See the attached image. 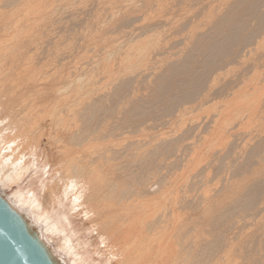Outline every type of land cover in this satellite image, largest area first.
Segmentation results:
<instances>
[{
  "label": "bare ground",
  "instance_id": "6f19581e",
  "mask_svg": "<svg viewBox=\"0 0 264 264\" xmlns=\"http://www.w3.org/2000/svg\"><path fill=\"white\" fill-rule=\"evenodd\" d=\"M86 1L88 0H85V3H87ZM105 1L106 0H104V2ZM189 1H192L196 6L199 5L195 3L196 0ZM24 2L29 3L28 0ZM160 2H158V0H107L105 2L106 4L104 3V5L100 0V6L103 5L102 8H105V11L107 12L105 13L106 16L104 15V19L108 21L102 22L104 19L102 20L100 18L102 21H100L99 24H96L94 22V19L96 18H93L91 15L92 13H90L91 17L93 18H90L93 20L90 21L93 24L91 25L90 23L89 25H91L93 28H97L98 26V28L102 30L100 31L102 33H97L96 36L93 33L94 36L91 38L90 34L93 32V30L89 32L90 34L88 36V33L85 32L87 38L89 39L87 40V44L85 42L83 43V40H80L81 43L86 46V48H82L85 50V57H82V55L84 56V52L79 53L81 54V56H79L78 49L76 52L81 58L78 59L77 56L72 53L73 56H76L78 61L86 58V64H81V66V61L78 63L75 57H73L74 61L76 60L75 63H78L77 66L71 63L70 65H74L73 67L69 68L68 66V69H64L63 72H61L62 69L61 71L57 70L58 72H61L59 74L60 77L58 81H54L55 79L50 81L51 77L49 75L51 74L49 71L51 70L46 71L48 67H51L48 62L51 60V57H49L48 60L47 53L44 61H46L47 66H49L44 67L46 70L43 69L41 74H39L40 71L38 72L37 68H39L40 64L41 68L42 64L45 63L42 60L43 58L39 60L41 63L38 64V62H36L38 64V67L36 68L34 66L36 63H32L36 60L33 61L31 59L33 56L29 55V52L28 54L24 53V50L22 54L31 56L30 60H32L31 63L33 64H31V66L34 67L31 69L28 59L29 56L27 61L30 68L26 67V65L25 67L23 65V67H20L21 65L19 66V64L22 62V60L19 61L21 56L20 58L18 57L22 52L19 49H23L26 43L29 44L31 39L35 40L36 42L41 41V38H38V40L31 38L30 32L33 30V28H38L35 26L32 27L35 24V21H37V26H41V24L37 23H41L42 20L39 22L38 20H32L31 22L34 21V23L31 24L29 21L32 19H30V17L33 15H30V17L28 19L26 18L24 21L11 19L7 22H0V200H2L9 211L22 222L27 231L36 238L38 245L44 251L45 255L55 264H264V173L261 174L260 172L261 170L264 172V149L262 150L259 148V150L262 151L260 154V151L258 150V155L256 154V150H252L250 153L248 152L249 154L245 153L244 156L241 154L242 156L239 158L236 157L237 160H247L249 161V164L251 161L254 162V165H257V167L253 165L254 168H252L248 174L245 171V174H247L245 176L248 177L249 180L242 175L236 177L238 172V174L242 173H240L239 169L241 170V168H243L242 165L245 166L244 163L246 161L241 165L240 168V164L236 163L239 165L237 166L235 161H233V159H235V153L237 154L236 156H239L237 150L242 143H245L244 140H248L247 137L249 138L251 136V141H253V138H256L260 143L262 140L261 138H264V136L262 137L260 135V131H257L259 132L258 135H252L251 129H246L247 133H241L240 131L237 132V134L241 133L240 138L243 140L238 138L240 135L236 137L237 134H234L232 136L235 138L232 139L235 140L231 141V131L229 130L228 133L226 131H228V125L233 122L232 119L234 120L235 117L231 119V122L229 120L227 124H225V121H228L227 118L230 116L229 113H233L234 111L237 112L238 109H241L240 106V108L238 107L237 110H234L235 106L233 107V105H231L233 108L229 109V112L227 113L229 115L228 117L226 113L223 112L222 116L225 118L226 115L227 117L225 118L226 120L221 117L224 119V122H221V113L218 114L220 112L218 111L217 114L219 118L216 116L218 120L217 118H215V120L212 117L209 118V121L210 119L211 121L212 119L214 120L212 121V124H207L204 126V124H206L204 121L205 123L201 125H199L200 123L196 125L189 124V127L187 125L188 123L185 124V126L182 125L184 126L183 130L187 128L186 131L188 132L185 133V131L182 130L183 132H181L184 134L183 136H180L181 138L183 137L181 139L182 143H188V140L190 142L191 139H195V137L198 139L200 136L201 138L199 139H205L206 143L204 140V143H202V145L200 143V146L192 144L194 143L192 142L194 139L191 141L192 143H188V146L187 144L185 145L187 147L191 145L192 147L190 148L192 151L196 150V147L197 149L203 148L204 150H202V153L204 152L203 154L204 156L206 155V157H209L207 154L211 153V149H213V155H211L212 153L210 155L212 158L214 157V160H209L211 158L209 157L208 161H205V164L206 162L209 164V162L213 160V164L217 162V169L219 168L218 165L222 167L223 158L225 157L224 153L227 150V155H234H232L233 159H228V161L229 163L232 161L234 162L231 163V166L234 167V165H236L233 169L236 168L235 170L238 172L235 173L236 171L233 169L232 171L234 172L230 171L236 175L234 174L235 176L232 177L231 173L228 172V175L230 174V178L232 179H227L226 171V176H221L222 178L226 179H222L223 184H220L218 175L217 177L215 176V181L218 180L219 184L222 186L221 188V186L218 185L221 190L220 188L218 190L214 188V178L213 180L210 178L212 184L209 183V185L213 186L212 189H215L214 191L217 190V193H225V202L222 200V202H224L223 205L226 204L224 210L214 207V202L216 201L215 198H217L216 192L215 194L214 192H211L215 197H211L212 195H207V191L209 192L211 187L209 189L207 188L208 190L206 191V196L202 197V201L200 200L201 198L199 199L201 202L198 201L203 206V212L204 209L205 213L207 212L206 214L204 213L205 215L200 212L203 217L208 215L205 217V219L208 217L206 221L210 220L214 213L216 216V214H221L220 210L222 213L224 212L223 216L222 214L219 216L221 219L216 216V221L218 223L216 221L213 222L216 217L211 219L212 223H217L218 226L221 224L223 225L227 220L231 222V218L234 219L237 215H239L238 218L236 217L237 220L235 219V221H232L234 222L232 223L234 226L233 233L228 235V231L224 230L227 233L226 235H228L226 236L224 231L222 233L219 230L222 227L223 229L227 230V228H224V226L226 227V223H228V225H230V223L225 222V225L220 228L217 226L216 231L214 230L215 233L218 230L219 231L216 233L217 235L214 233L216 235L214 236L216 240H213V242H211L212 240L209 241L208 238H203L204 241L201 238L202 241H200L198 244L196 242L195 244H171V240L173 238H177H172L171 234L176 232L177 235L174 236L179 235V240V237L181 236L178 232H182L186 236V234H189L191 231H197L195 228L197 224L195 223L194 225L191 223L193 221L191 215H189L190 217L188 218L186 214L183 216V213L181 214L175 210H172V212L168 211L169 213L164 211L166 207L161 202L163 205L162 206L159 201V199H163L164 196L168 195L169 193L171 194L170 197L173 196L171 192H175L176 189L175 191H172L171 189L174 190L175 186L179 191V183L183 181L184 177H180L176 182L171 181L169 184H167V182H165L167 178L164 177L165 180H161V175L158 177V175L155 173L157 171H154L157 168L160 173L161 169H163H160V167L163 165L161 162L163 161L164 155L167 153L173 154V152H178L179 155V153L182 152L181 147H183L182 145L176 144V142V145L170 142V139H168L169 143L165 141L167 140L166 138H164L165 140L161 139L160 136H164V132L159 134L160 128L174 124L171 128H169L170 130L174 128L178 122L180 123L184 117L186 118L183 121L184 123L187 120V122L192 120V117L187 119L186 116H190L191 113L198 109L199 111L204 110L200 107L206 105L207 101L208 103L210 102V95L211 100H213L212 94L210 93H212L213 89L216 88V83L218 84L219 81L221 83V80L219 79L222 73H226V70L230 67H233V71L235 68H237V71L240 70V63L243 59V65L245 63H248L247 65L251 64L246 62L247 60L245 61V57H247L252 52V50H254L255 46V50L258 48V45H260L261 41L259 43L257 40L261 38L264 40V0H203L204 5H202V2L200 1V5L203 7L199 10L202 11L203 8L204 10L200 15L196 16L195 14H198L197 12L200 11L197 8L194 9L195 6H193L194 8L191 7L192 3H188L187 5V7H191L193 10H196V12L194 11L195 14L193 13L194 15L192 14L191 16L189 13L186 14V12H189V10L191 12V9L187 8L189 10H185L186 5L183 6L186 4V0H173L171 5L169 1H167V10L164 8L162 15L158 13L159 16L156 15V17L158 16L157 20L154 16L153 23L150 21L151 24L146 22L147 25H141V21H147L146 17L153 10L155 11L159 8L161 9L160 12H162L163 4ZM170 2L172 1L170 0ZM1 3L3 4L2 1ZM18 3L19 0H6V6L4 7L9 10V8H13ZM22 3L19 4L21 5L20 7H23L26 4L24 3L22 6ZM163 3H165V0ZM160 4H162V6ZM26 5L28 6V4ZM200 5L198 8H201ZM35 6L36 5L33 7ZM73 6L71 5V7H69L73 9ZM94 6L95 4L92 6L93 9L91 7L85 8L86 5L84 8L92 9V12L94 10L95 13H101L102 10L98 9L99 7H96L97 5L95 7ZM1 7L2 5L0 6V9ZM20 7L17 8L20 9ZM65 7L67 10L66 12L64 10L63 11L67 13L68 7L66 5ZM35 8L32 12L37 10V6ZM39 8L40 7H38V10ZM81 8L83 9L82 6ZM2 9L5 10V8ZM212 9L214 10L213 12ZM13 10H15V8ZM20 10L24 12L22 8ZM30 10H32V8ZM40 10L43 9L40 8ZM98 10H100V12ZM78 11H80V9H78ZM19 12L20 11L15 13ZM38 12L39 11H36L35 13L38 14ZM98 13L97 16L99 17ZM184 13L186 15H184ZM80 15L83 16L84 20V17L89 14L87 12V15ZM80 15L77 14V16ZM153 15H155V13ZM209 15L212 19H208L210 18ZM102 16L103 14L101 13L100 17ZM152 17L153 16H151V18ZM87 18H85V20H87ZM214 18L216 19L214 20ZM6 19H8V17L5 18V20ZM80 19L82 20V18ZM201 19L206 21L203 22L202 20L201 24ZM45 21L47 22V20ZM109 21L113 23L110 22L112 26L110 24L111 27L108 26V28L106 26L109 25ZM101 22L102 24H106L105 22L108 24L105 25L104 28V25L100 26L102 25ZM138 22H140L139 24L141 26L138 25ZM82 23L83 22H81V24ZM134 24H136L135 26L139 27H135ZM44 25L42 26L44 27ZM46 25H48V22ZM73 25L75 26L74 22ZM86 25L83 27L85 28ZM131 25L135 29H133V27L131 28ZM42 26L41 29H47V27L42 28ZM74 26L73 28L71 27V29H74ZM126 26L128 30L125 31L126 28L124 29V27ZM80 28H82V26ZM129 28L131 31H129ZM87 29L85 30H90ZM23 32L25 34H23ZM36 32L38 34V31ZM42 32L46 35V30H41V33ZM21 33L24 35L23 37L19 36ZM29 36L30 40L27 39ZM33 36L34 34L32 37ZM46 36L48 38L50 37L48 34ZM85 39L86 38H84V41ZM254 39H257V43H254ZM47 41H49V39H47ZM251 41L253 42L250 43ZM33 43L34 42L31 43L32 46L34 45ZM43 44H41V46H46ZM47 44L49 43L47 42ZM51 44L49 45L50 47ZM58 45L60 44L57 43V46ZM79 45L81 44L79 43ZM17 49L18 51H16ZM47 49H49V47ZM82 49H80V51H83ZM15 51V54H18L17 52L20 51L17 56L19 59L15 58ZM49 52L50 50L48 53ZM36 53H38V51H36ZM39 53L38 55L41 56ZM89 53H91L92 56ZM41 54V57L46 55L42 52ZM87 55L91 56V58H89L90 61L88 60ZM250 55L254 56V54ZM261 55L262 54H260L258 59H256L255 56V62L257 63H252V65L256 64L254 65L255 67H253V70H255L253 74H256L257 70H261V72L262 69L264 70V58L263 60L259 59ZM253 56L249 59H254ZM71 57L68 58L69 62ZM57 58L58 60L60 59L59 54ZM161 58L164 59L162 60ZM74 61L72 59L71 62ZM23 62H25V60ZM238 62L240 63L237 64ZM46 63L44 65H46ZM59 63L62 62L59 61ZM236 64L239 66V68L233 66ZM59 65H57V63L55 65L52 64V66L56 68L52 67L51 69H58L60 67ZM252 65H250L251 67L248 70V76L252 75ZM44 70L47 73H43ZM54 70L52 77L55 78ZM224 70L226 72H224ZM231 71L229 70V72ZM233 71L231 72L232 74L234 73ZM259 72L260 71H258L257 74ZM242 73H244V71ZM261 74H258L257 77H263ZM233 75L231 77L232 79ZM241 76H244L245 79H243L244 77H240L238 75L237 77H240L243 80L240 78L236 80L234 78L236 80L234 82H237V85L234 82H231L235 84V86L238 88L236 89L240 92V88L242 89L245 84L247 85V83L248 85L252 84L250 80L253 81V79L257 78L256 76H254L255 78H251V76H249V79L244 74ZM224 78L226 79L227 77L224 76ZM246 78L249 79V82H247L248 80H246ZM225 79L224 82H226ZM257 79L262 81L261 78ZM244 80L246 81L244 82ZM241 81L242 83L244 82V85L241 83ZM239 82L241 83L240 85H242L239 86L240 88L238 87ZM257 83L258 85H254L255 89L257 88L256 86H258V89L260 87V82ZM260 84L261 88L263 89L264 80ZM218 86L221 87L222 85ZM235 86L230 84V89L227 91L225 88H220V98L218 97L219 99L217 100H220L223 103L225 102L226 98H229L230 100H227L230 102L231 98H235L231 96L237 92L236 91L234 93ZM252 86H249L251 91L254 90ZM249 89H247V91ZM222 90H224V93ZM214 91L216 93V90ZM257 91L258 90H256V92ZM257 93L255 94L257 95ZM235 96L237 98L238 95ZM240 96L241 95L239 94V97ZM246 97L249 101V95H246L243 99L245 100ZM260 98H262L261 95ZM238 100L239 98H237V101ZM262 102L261 105H264V102L263 104ZM254 103H252V105ZM216 104L218 103L216 102ZM239 104L241 105L244 103H237L236 105ZM261 105L260 108L262 107ZM207 106L208 105H206V107ZM217 108L219 110V107ZM223 108L224 107H222V109ZM245 108L247 107H244V110ZM254 108L248 107V109L245 111H241L238 116L236 115L238 118L236 120L238 121L239 126L254 121L256 124L259 122L260 125V122L262 121V115H260L261 113L259 112L260 109L258 110ZM216 109L213 107L214 112ZM231 109H233L232 112ZM227 111L228 109L226 112ZM108 113L109 115H107ZM110 113L113 115L110 116ZM256 113L257 115L259 114L260 119H257L259 121L255 120L258 118ZM149 116H155L156 122L153 121L155 123L152 122V124H150V120L145 121V119ZM198 118L202 119L200 116H198ZM252 119L253 121H251ZM194 120L195 119L192 121L194 122ZM237 121L235 122L237 123ZM263 122L264 120L262 123ZM262 125L264 126V123ZM262 125H260V129ZM179 128L180 131L183 127ZM175 129L176 128L172 129V131ZM263 129L264 128L261 130ZM177 130L178 128L176 131ZM243 130L244 129H242V132ZM249 131L250 134H248ZM261 133L264 135V131ZM172 134L173 133H171V135ZM202 135H207L208 137H203ZM256 135L261 136V140L258 137H254ZM175 136L177 135L175 134ZM156 137H160L159 139L165 141L166 143L164 142L162 144L160 140L156 141ZM228 137L231 139L230 143ZM237 138L243 141L241 142L238 140L241 142L239 143L240 145H238ZM227 139L228 142L226 141ZM223 140H225L227 144H230H226L227 149L225 148L226 150L224 153L221 152L220 149L216 150L214 148L221 142L223 143ZM153 141L155 143H153ZM171 141L174 142L175 140ZM194 141H196V139ZM262 141H264V139ZM159 142L161 144H159ZM261 144L262 142L259 145L256 146L255 144L254 146H256L255 148L257 149L259 146H262ZM249 147L250 146L246 147V149L250 151ZM251 147H253V144ZM183 149V154L186 155L187 149ZM189 150L190 149H188V152H190ZM243 150L244 149L241 151ZM199 151L201 152V150H198V152ZM181 154V157L179 161H177L178 163L176 165L179 164L180 160L183 161L182 156L184 155ZM189 154L186 156H189L190 158L191 156ZM246 154L247 156L245 157ZM254 154H256L258 160L257 158H254L255 161L254 159L250 160ZM169 155L171 154H168L167 157H169ZM172 156L174 157L177 155ZM196 158L197 159L195 160H198L200 157L198 158L196 156ZM184 159L186 160V158ZM165 160L163 162H165ZM176 160L173 159L172 162L175 161L176 163ZM225 161L227 162V159L224 158V162ZM194 162L189 161L188 167L190 163L194 164ZM168 163L169 160L166 164ZM175 163L173 165H175ZM193 164L190 168L194 166ZM227 164L228 163H224V165ZM181 165H183V163H181ZM209 165L211 166V164ZM167 166L170 167V164ZM210 166L209 169H211ZM213 167L215 168V165ZM237 167L239 168L238 170ZM247 167H250V165ZM184 168H186V165ZM224 168L222 171L218 169L220 171L218 173L223 175V170H228L227 168ZM183 169L182 171H184ZM200 169L199 173H201ZM217 169L215 168L214 171L217 172ZM191 170L192 169H190V171ZM194 170H196V168ZM190 171H188V173ZM206 171L205 173H208ZM211 172L209 175L211 176L212 174V176H214V174ZM205 173L204 175L207 178L205 180H208V177L210 176L206 175ZM186 174L184 173L183 176ZM194 174L196 173L194 172ZM250 174L251 176L249 178L248 175ZM151 175H153L152 178ZM195 176L196 175H194V178ZM240 176V180L242 181L243 179V183L241 184H239L240 182H236L239 180L238 177ZM157 178H159V180H157ZM152 180H155L158 185H162V190H159V197L154 199L150 197V193L156 188L157 184ZM199 180H201V182L203 180L202 185H204V188H206L205 186L209 181H206L207 184L205 185L203 177ZM199 180L198 182H200ZM185 181L186 180H184V182ZM188 182L185 184V186L182 185L183 187L181 188L183 190L181 189L180 191H184V188L186 187L189 188L192 186L195 188V186L201 184L198 182ZM164 183L166 184L164 185ZM236 183L239 186L236 185ZM197 189H199V193L201 188L196 187V192ZM158 193H155V195H158ZM200 194L201 192L199 195ZM181 195H185V198L188 194ZM174 197L176 198V195ZM219 197L220 196H218V199H220ZM189 198L185 201H183L184 199L181 198L182 204L176 200L175 206H177V204H181L183 206L190 207L194 200L192 199V196H189ZM191 199V203L187 202L191 201ZM194 204L196 205L197 203L194 202ZM160 205L162 208H164L163 211L161 208H159ZM181 207H179L178 210ZM195 207H199V204ZM207 207L208 209H206ZM212 207H214V209ZM170 208L171 207H169V209ZM211 209L213 211L216 210L217 213L215 211L213 215H211ZM166 210L168 209L166 208ZM199 210H202V208ZM207 210L211 212L209 213ZM238 212L242 213L237 214ZM195 216L197 217V214ZM223 218L226 220H223ZM195 220H197V218ZM220 220H223V223H221ZM189 221L192 225H190ZM200 222L202 226L203 224H207L206 222L204 223V221L203 223L202 221ZM210 223L208 224L210 225ZM214 224H211V226L215 228ZM199 227H201V225ZM146 228L150 230L149 234H146ZM211 229L213 228L211 227ZM209 232H212V230H209ZM192 236L194 237V234ZM212 237L213 236L209 238ZM196 239L197 238H194L195 241H197ZM175 242L177 243V240H175Z\"/></svg>",
  "mask_w": 264,
  "mask_h": 264
},
{
  "label": "rangeland",
  "instance_id": "374dc122",
  "mask_svg": "<svg viewBox=\"0 0 264 264\" xmlns=\"http://www.w3.org/2000/svg\"><path fill=\"white\" fill-rule=\"evenodd\" d=\"M1 1L3 2V4L1 3ZM1 1H0L1 5H2V7H1V9H0V17H1V18H0V22H1V23H2V22H7V21H9V20H11V19H15V20H18V21H19V20H20V21H24V20H26V18L28 19V18L30 17V15H31V16L33 15L32 17H30V19H31V18H32V19H31V20L29 19V20H30L29 23L33 24L35 20H38V22L42 20L43 23H42V21H41V23H37V24H41V26L45 24L44 27L42 26V28L47 27V29H45V30H46V35L48 34V36H50L49 38H48L43 32H42L43 34L41 33V30H43V31H45V30H44V29H41V26H39V25L37 26V25H36V22H37V21H35V24H34L32 27L35 26V27H38V28H35V29L33 28L32 31L30 30V31H31V32H30V35H31V38H35L36 40H38V38H39V39L41 38V39H40L41 41H38V42H39V43L42 42V43L39 44L38 42H36V41L33 40V39L30 40V36H29V38H27V39L30 40L29 44L26 43V45H25V47H24L23 49H19V50L22 51L21 54L18 56V54L20 53V51L17 52L18 54H15L16 51H18V49L14 52V54H15V56H16L15 58H18V57L20 58V56H21L20 59L18 58L19 61L22 60L21 64H19V66L21 65L20 67H23V66L25 67V65H26V67H29V68H30V66H31L32 63H36V62H38V64L41 63V61L39 62V60H41V58H43L42 60L44 61V58H46V56H47V54H48V57H47L48 60H49V57H51V58H50V59H51V60H50L51 62L48 61L49 64H50V66H51L50 68L48 67L49 65L47 66L46 61H44V62L46 63V65H44L45 63L42 64V66H41L42 69L40 68V65H41V64L39 65V68H37V67H38V64H37V63H36L34 66L37 68L38 72L40 71L39 74L42 73L41 71H42L43 69L46 70V68H44V67H48L49 69L47 68L46 71H49V70L52 71V73H51V71H49V73L51 74V75H49V76L51 77V78H50V81L53 80V79H55L54 81H58V80H59V77H60L59 74H60L61 72H63L64 69H65V70L68 69V66H69V68H70V67H73L74 65L77 66V64H78L80 61H81V62H80V65H81V64H83V65L86 64V63H85L86 60H87L86 58H85L86 60L83 58V59H81V60L78 61V59L81 58V57H79V56H81V54H79V53H81V52L83 53V52L85 51V50L82 49V48H83V47L86 48V46H85L84 44H82L81 41L83 40L82 42H83V43L85 42V43L87 44V40H89V39L87 38V36L90 34L89 32H90L91 30H93V32H91V34H90V35H91V38H93L94 34H95V36H96L97 33H102V32H100V31H102V30H100V29L98 28V26H97V28H96V27L93 28V27L91 26V25L93 24L91 21H93V20H91L90 18H92V17H93V18H96V19H94V22H95L96 24H99V22L102 21V20L104 19V17L106 16L105 13H107V12L105 11V8H102L103 5L100 6V0H98V2H97V0H96V1H95V0H93V1H92V0H88V1H86L87 3L89 2L88 4L85 3V0H76V1L74 0L75 2H74L73 0H72L73 2H72V1H69V0H42V1H40V0H36V1H35V0H28L29 3H28V2H27V3L24 2V1H27V0H24V1H23V0H19V3L15 5L16 7H15V6H14L13 8H9V7H8L9 10H8L6 7H4V6H6V4H5L6 0H1ZM22 1H23V3H22ZM50 1H51V2H50ZM52 1H53V2H52ZM54 1H55V2H54ZM63 1H64V2H63ZM80 1H81V2H80ZM94 1H95V2H94ZM106 1H107V0H106ZM106 1H105V2H106ZM160 1H161V2H160ZM167 1H169L170 5L173 3V0H171L172 2H170V0H167ZM167 1L165 0V3H163L164 0H158V2H160V3L163 4V6H162V4H160V5L162 6V12H160L161 9H159V8H158L159 10H158V9L155 10V11L153 10V11H152L151 13H149V15L146 17V20H147V21H145V22L141 21V25H142V24H143V25H144V24L147 25V23H150V24H151V22H152V23L154 22V16H155V17H156V15L159 16V14L162 15V13H163V11H164V8L167 10V8H166V6L168 5V2H167ZM174 1H175V0H174ZM176 1H177V0H176ZM188 1H189V0H186V2H185L186 4H184L183 6L186 5V7H185L186 9H185V10H189V9H187V8H190V9H191V12H190V10H189V12H188V11L186 12V14L189 13L191 16H192V14L194 13V11L196 12V10H193V8H194L193 6H195L194 9L197 8V9L199 10V9H202V7H203V6L200 5L201 2H202V5H204L203 0H200L201 2H200L199 0H198V2H197V0H196V1L193 0V1H195V3L199 4V5L201 6V8H200V7L198 8L199 5L196 6L195 4H193L192 1H191V2H190V1L188 2ZM20 2L22 3V6H23L24 3L28 4V6L25 4L23 7H20V6H21V5H19V4H21ZM34 2H37V3H34ZM45 2H46V3H45ZM65 2H66V4H65ZM68 2H69V3H68ZM78 2L81 3V4H79ZM92 2H93V5H94V4H95V6L97 5L96 7H99L98 9H101V10H102V11H101V13L103 14L102 17H100V14H101V13H98V12L95 13L94 10H93L94 15H93V12H92V9H93V8H92V6H93V5H92ZM102 2H103V3H102ZM105 2H104V0H101V3H102V4H104ZM199 2H200V3H199ZM38 3H39V4H38ZM62 3L65 4V5L68 7V11H67V13H65L66 10H67V8H66L65 5H63ZM67 3H68L69 5H68ZM73 3H74V4H73ZM77 3H78V4H77ZM90 3H91V4H90ZM156 3H157V2H156ZM166 3H167V4H166ZM188 3H189V4L192 3V4H191V5H192L191 7H193V8H191V7H187ZM105 4H106V3H105ZM105 4H104V5H105ZM157 4H159V3H157ZM164 4H166V5H164ZM1 5H0V6H1ZM34 5L37 6V10H36V11H39L38 14L35 13L36 11H35V12H32L33 9L36 7V6L33 7ZM61 5H63V6H61ZM71 5H72V6L74 5V6H73V9L70 8ZM75 5H76V6H75ZM85 5H86V7H85ZM88 5H89V6L92 5V6H90L92 9H85V8H87V7L90 8ZM160 5H159V6H160ZM54 6H55V7H54ZM69 6H70V7H69ZM77 6H78V7H77ZM81 6L83 7V9L81 8ZM95 6H94V7H95ZM189 6H190V5H189ZM17 7H20V9L22 8V10H24V12H22V11H21L19 8H17ZM29 7H30V9L32 8V10H30ZM38 7H40V8L43 9V10H40V8H39V10H38ZM61 7H62V8H61ZM84 7H85V8H84ZM100 7H101V8H100ZM104 7H106V6H104ZM167 7H168V6H167ZM2 8H5V10L2 9ZM14 8H15V10H17V11L13 10ZM26 8H27V9H26ZM69 8H70V9H69ZM77 8L80 9V11H78ZM160 8H161V7H160ZM11 9H12L13 11H12ZM35 9H36V8H35ZM75 9H76V10H75ZM81 9H82L83 11H82ZM94 9H96V8H94ZM63 10H64L65 12H64ZM70 10L72 11V13H71ZM73 10H75L76 12L73 11ZM87 10H89V11H91V12H89V11H87ZM96 10H97V9H96ZM198 10H197V11H198ZM203 10H204V8H203ZM203 10H202V11H203ZM209 10H211V9H209ZM8 11H9V12H8ZM18 11H20V12H19L20 14H19V13H15V12H18ZM61 11H62V13H61ZM69 11H70L71 14L69 13ZM81 11H82V12H81ZM86 11L88 12L89 15H90V13H92V14H91L92 17H91V15H90V16L87 15V12H86ZM98 11L100 12V10H98ZM158 11H159V12H158ZM199 11H200V10H199ZM202 11L197 12L198 14H195V13H194L195 16H196V15H200ZM206 11H208V10H206ZM213 11H214V10L212 9V12H213ZM2 12H3V13H2ZM21 12H22V13H21ZM25 12H26V13H25ZM30 12H31V13H30ZM77 12H78V13H77ZM79 12H80V13H79ZM83 12H84V13H83ZM183 12H184V11H183ZM210 12H211V11H210ZM210 12H207V13H210ZM11 13H12V14H11ZM23 13H24V15H26V16H24ZM29 13H30V14H29ZM34 13L36 14V17H35V14H34ZM39 13H40V14H39ZM64 13H65V14H64ZM75 13H76V16H75ZM97 13H98L99 17L97 16ZM154 13H155V15H153ZM158 13H159V14H158ZM1 14H2V15H1ZM5 14H6V16H5ZM41 14H42V16H41ZM43 14H45V15H43ZM66 14H67V16H66ZM69 14H70V15H69ZM77 14H78V15H80V14H86L87 16L85 15L86 17H84V20H83V16H82V15L77 16ZM150 14H151V15H150ZM186 14L184 13V15H186ZM189 14H188V15H189ZM194 14H193V15H194ZM12 15H13V16H12ZM16 15H18V16H16ZM28 15H29V16H28ZM68 15H69V18H68ZM72 15H73V17H72ZM104 15H105V16H104ZM122 15H125V14H122ZM122 15H121V16H122ZM210 15H211V14H210ZM210 15H209V16H210ZM20 16H21V17H20ZM43 16H44V17H43ZM61 16H62V17H61ZM65 16H66V17H65ZM88 16H89V17H88ZM151 16H153V17L151 18ZM158 16L156 17V20H157ZM181 16H183V15H181ZM211 16H212V15H211ZM211 16H210V18H208V19H212ZM7 17H8V19L5 20V18H7ZM13 17H14V18H13ZM15 17H16V18H15ZM24 17H25V18H24ZM39 17H40L41 19H40ZM64 17H65V18H64ZM71 17H72V18H71ZM75 17H76V18H75ZM79 17L82 18V20H81ZM87 17H88L89 19H88ZM183 17H184V16H183ZM9 18H10V19H9ZM36 18H37V19H36ZM63 18H64V19H63ZM85 18H87V20H85ZM93 18H92V19H93ZM98 18H99V19H98ZM100 18H101L102 20H100ZM121 18H122V17H121ZM179 18H180V17H179ZM39 19H40V20H39ZM44 19L47 20L49 26L46 25L47 22H46ZM67 19H68V20H67ZM76 19H77V20H76ZM148 19H149V21H148ZM151 19H152V20H151ZM183 19H184V18H183ZM208 19H207V20H208ZM215 19H216V18H214V20H215ZM2 20H3V21H2ZM32 20H34V21L31 22ZM64 20H66V21H64ZM88 20H89V21H88ZM90 20H91V21H90ZM97 20H99V21H97ZM202 20H203V19H201L200 23L202 22ZM44 21H45V22H44ZM59 21H60V23H59ZM104 21H108V20L104 19L102 22H104ZM150 21H151V22H150ZM205 21H206V20H205ZM205 21L203 20V22H205ZM26 22H27V21H26ZM66 22H67V23H66ZM73 22H74L75 26L73 25ZM77 22H78L79 24H78ZM81 22H83V23L81 24ZM97 22H98V23H97ZM102 22H101V24H102ZM110 22H111V21L108 22L109 25H107L108 23L105 22L106 24L103 23V24L100 25V26H103V25H104V26H103L104 28H105V25H107L106 27H108V26L111 27V26H112L111 23H113V22H111V23H110ZM146 22H147V23H146ZM61 23H62V24H61ZM84 23H85V24H84ZM90 23H91V25H89ZM95 23H94V25H95ZM139 23H140V22H138V25H140ZM24 24H25V23H24ZM60 24H61V25H60ZM64 24H65V25H64ZM66 24H67V25H66ZM76 24H77V26H78L79 28L76 26ZM86 24H87V25H86ZM110 24H111V26H110ZM201 24H202V23H201ZM56 25H57V27H56ZM85 25H86V27L89 28L90 30L87 29L86 27L84 28L83 26H85ZM88 25H89V26H88ZM135 25H136V24H134V26H135ZM141 25H140V26H141ZM69 26H70V27H69ZM73 26H74V29H71V27L73 28ZM81 26H82V28H80ZM95 26H96V25H95ZM39 27H40V29H39ZM109 27H108V28H109ZM128 27H129V26H128ZM130 27L132 28L133 26L131 25ZM135 27H139V26H135ZM48 28H49V29H48ZM62 28H63V31H62ZM67 28H68V29H67ZM69 28H70V29H69ZM100 28H101V27H100ZM125 28H126V29H125ZM37 29H39V30H37ZM65 29H66V30H65ZM85 29H87V30H89V31H86ZM95 29H97V30H95ZM98 29H99V30H98ZM106 29H107V28H106ZM124 29H125V31L128 30V29H127V26L124 27ZM124 29H122V30H124ZM129 29H130V28H129ZM133 29H135V28L133 27ZM133 29H132V30H133ZM72 30H73V31H72ZM75 30H76V32H75ZM33 31H34V33H33ZM36 31H38V34H37ZM70 31H71V32H70ZM96 31H97V32H96ZM98 31H99V32H98ZM129 31H131V29H130ZM129 31H128V32H129ZM85 32L88 33L87 36H86V33H85ZM32 33L34 34L33 37H32V35H33ZM35 33H36V34H35ZM84 33H85V35H84ZM93 33H94V34H93ZM23 34H25V33L23 32ZM39 34H42L43 37H42V35H39ZM35 35H36V36H35ZM19 36H20V37H23L24 35H22V33H21V35H19ZM19 36H18V37H19ZM40 36H41V37H40ZM82 36H83V37H82ZM85 36H86V37H85ZM81 37H82V38H81ZM145 37H146V36H145ZM42 38H43V40H42ZM50 38H51L52 41L50 40ZM53 38H55V39H53ZM59 38H60V39H59ZM84 38H86L85 41H84ZM257 38H258V37H257ZM47 39H49V41H47ZM261 39H262V38H261ZM261 39H259V40L254 39V40H253L254 43H257L256 40L259 41V43H260V41H261L260 45H258V48H256V50H255V47H256V46H255V47L253 46V47H254V50H252V52H253V51H254V52H253V53L251 52L250 54H254V56L249 54V55L247 56L248 58L245 57V58H246L245 61L247 60L246 62L251 63L250 65H252V63H257V62H255V61H256V60H255V56H256L257 54H258V55L256 56V59H258V57L260 56V54H262V55H261V57H260L259 59H262V60H263V58H264V57H263V56H264V47H263V46H264V40H263V39L261 40ZM53 40H54L55 42H54ZM59 40H60V41H59ZM80 40H81V41H80ZM43 41H45V42L47 41L49 44H47V42L45 43V42H43ZM57 41H58V42H57ZM144 41H145V40H144ZM144 41H142V42H144ZM253 41H251L250 43H252ZM32 42H34V43H33V44H34L33 46H32V44H31ZM53 42H54V43H53ZM59 42H60V43H59ZM43 43H44V44H43ZM51 43H52V44H51ZM57 43L60 44V45L57 46ZM79 43H80L81 45H79ZM145 43H147V42H145ZM41 44L46 45V46H41ZM50 44H51V47L49 46ZM53 44H55V45H53ZM78 45H79V46H78ZM83 45H84V46H83ZM27 46H28V47H27ZM30 46H31V47H30ZM55 46H57V47H55ZM75 46H76V48H75ZM29 47H30V48H29ZM48 47H49V49H47ZM79 47H80V48H79ZM260 47H262V48H260ZM26 48H27V49H26ZM55 48H56L57 50H56ZM250 48H251V47H250ZM51 49H52V52H51ZM59 49H60V51H59ZM77 49H78L79 51H78ZM80 49H82L83 51H80ZM251 49H252V48H251ZM257 49H259V50H257ZM23 50H24V53L28 54V52H29V55H31V56H33V57H31V56L28 55V56H29V58H28V56H26V54H22V53H23ZM45 50H46V51H45ZM47 50H48V51L50 50V52H49L50 54L48 53ZM66 50H67V51L69 50V51L67 52ZM260 50H261L262 52H261ZM36 51H38V53L41 51L42 53H44V54L47 53V54H46L44 57H41V56H42L41 52L39 53L41 56H39L38 53H36ZM76 51H78L79 56H78V54H77ZM256 51H257V52H256ZM74 52H75V53H74ZM258 52H259V53H258ZM64 53H65V54H64ZM67 53H68V55H67ZM72 53H73L74 55H76L78 59L76 58V56H73ZM256 53H257V54H256ZM44 54H43V55H44ZM58 54L60 55V59H59V60H58V58H57ZM89 54H91V53H89ZM89 54H88V55H89ZM255 54H256V55H255ZM22 55H23V56H22ZM88 55H87V56H88ZM17 56H18V57H17ZM55 56H56V57H55ZM64 56H65V57H64ZM71 56H72V57H71ZM91 56H92V54H91ZM91 56H88V57H87L88 60H89V58H91ZM249 56H250V57H249ZM252 56H253V58H254V59H252L253 61H252L251 59H249V58H252ZM25 57H26V59H25ZM30 57H31V59H32L33 61H35V60H36V61L31 63L32 60H30ZM69 57H71V58H70V62H69V60H68ZM73 57H75V59L78 61L77 64L75 63L76 60L74 61V58H73ZM82 57H85V52H84V56L82 55ZM27 58L29 59L30 66H28L29 63H28V61H27ZM53 58H55V59H53ZM56 58H57V60H56ZM63 58H64V59H63ZM18 59H17V61H18ZM62 59H63V60H62ZM72 59H73L74 62H71ZM161 59H162V58H161ZM163 59H164V58H163ZM163 59H162V60H163ZM24 60H25V62H23ZM37 60H38V61H37ZM46 60H47V59H46ZM52 60H54V61H52ZM55 60H56V62H55ZM84 60H85V61H84ZM248 60H250V61H248ZM59 61L62 62V63H59ZM64 61H66V62H64ZM83 61H84V63H83ZM89 61H90V60H89ZM89 61H88V62H89ZM242 61H244V59L241 60V63H240V62L237 63V64L240 63V65H241V69H240V70L237 71V68H235L237 72L235 71V69H234V71H233V67H232V68L230 67L229 69L226 70L227 72L224 70V72H226V73H222V74H221V77H220V79H219V80H221V83H220V81H219L218 84H217V83L215 84V85H216L215 87L218 88V89L214 88L213 91H212V93H210V94H212V99H213V100H211V98H210L211 95H210V96H209V101H210L209 103H210V105H209V103H208V101H207V104H206V105H208L209 107H208V106L206 107V105H204L203 107H200L201 109H204V110H200V111H199V109H198V110H196L195 112L191 113L190 116L188 115L189 117L186 116L187 119H188V118L190 119V117H192V118H191L192 120L195 119L194 122H193L192 120H190L193 124H192L190 121L187 122L188 120L184 123L183 121L186 119V118L184 117V119H183L182 121H180V123H179V122H178V123L176 122L177 124H181V123H182L181 125H177V124H176V125L174 126V128H176V129L178 128L177 131H176V129H175L174 131H172V129H174V128L170 129L172 132L169 130V128H171L174 124H170L171 126L168 125V126H165V127H163V128H160V132H159V134L162 133V132H164V136H163V135H162V136L158 135V136L161 137V139L166 138L167 140H165V139H164V140H165L167 143H169V142H168V141H169L168 139H170V142H172V143H174V144H175V142H176V144L182 145L183 147H181V148H182V149L185 148V150L187 149V151H186L187 154L190 153L189 155L191 156V157L189 158V156H186L187 154H186V155L183 154V153H184V151H183L184 149H183V150L181 149V151H182L181 153H182V154L179 153V155H178V152H173V154H172V153H167L166 155H164V157H163V161L165 160V158L167 157L168 154H171V155H169L170 158L167 157V159H166L167 161L165 160V162H163V161L161 162V163L163 164V165L161 164L162 166L160 167V169L163 168V169H161L162 172L160 171V173H159V170H158L157 168L154 170V171H157V172H158V173L155 172V173L158 175V177L161 175V178H160L161 180H165V178H167V180H165V182H167V184H169L171 181H175V182H176L177 180H179L180 177H181V178L184 177V179H183V181H182L183 183H182V182L179 183V186H180V187H179V191L177 190L178 188H176V186H175V187H174V190L170 188L172 191H175V189H176L175 192H171L173 196L170 197L171 194L169 193L168 195H165L163 199H162V198L159 199L160 204H161V202H162V204H164V206H165L168 210H166V208H165V210H164V208H162V206H163L162 204H161L162 206L160 205L159 208H161L162 211L164 210V211H167V212H168V211L172 212V210L178 211V212H180L181 214L183 213V216H185V214H186V216H188V218L190 217L189 215H191V216H192V219H193V221H192V219L190 218L191 221H192L191 223L194 224V225H195V223L197 224V225L195 226V228H196V230H197L198 232H197V231H195V232H194V231H193V232L191 231V232H192V233L190 232L191 235H190V233H189V234L187 233L186 236H185L184 233H182V232H181V233L178 232V233L180 234V236H181V237H179V240H178V236H179V235H178V236H174V235H177L176 232H174V233H176V234H174V233L171 234V237H172V238H173V237H177L176 239L173 238V239L171 240V244H187V243H189V244H192V243L195 244V242L198 244L200 241L203 240V238H208L209 241L212 240L211 242H213V240H214V241L216 240V238H215L214 236L217 235L216 233H217L219 230H220L222 233H223L224 230H225V231H228V233H229L228 235H230L231 233H233V230H234V229H233L234 226H233V224H232V223H234V222H232V221H235L236 217H237V218L239 217V215H237V214H241V213H242V212H240V213L238 212V213L236 214L237 216H236V217L234 216V217H235L234 219L231 218V220H232L231 222H229V220L225 221V222H229V223H230V225H228V223H226V227L224 226V228H227V230H226V229H223V227H222L223 225H225V222H224L223 225H222V224H221L220 226L217 225V223H218V222L216 221V220H217V217L221 216V214H222V216H223V213H224V212L222 213L221 210H224V208L226 207V204L223 205V203L225 202V201H224V195H225V193L223 194V192H222V193H217V192H216V191L220 188V187H219V186H221L220 184L223 182L222 179H225V178H222V177L226 176V175H225V174H226L225 172L227 171V177H226V178H227V179H232V178H230V177H231L230 174L228 175V172H230V171H231V172L236 171V170H235L236 168L233 169V168L237 165L236 163L240 164V166L237 165V166H239V168H240L241 165L246 161V162L244 163L245 166L242 165L243 168H241V170L237 167V170L239 169L240 173H241V172H242V173H241V174H238L239 172L236 171L235 173L238 172L237 175H236L235 173H234V174L236 175V177L239 176V175H242V176L247 175L248 172H249L252 168H254V166L257 167V165H254V162H251V161H250V164H249V161H247V160H242V159L237 160L236 157L239 158L240 156H242L241 154H243V156H244L245 153L249 154L252 150H256V154H257V153H258L257 151L259 150V148L262 149V150L264 149V141H262L264 138H261V136H262V137L264 136V135L261 133L262 131H264V129L261 130L262 128H264V126L262 125V124L264 123V122L262 123V121L264 120V105H261V102H262V101L264 102V97H263V96H264V92H263V91H264V88L262 89V88H261V84H260V83H262L263 80H264V78H263V77H264V75H263V74H264V73H263L264 70L262 69V72H261V70H257V71H256V74H257L258 71H260V72L258 73L259 75H260L261 73H263V74H261L263 77H260V76L257 77L258 74H257V76H256V74H253V72H255V70H253V67H255L254 65H256V64H253V65H252V69H251V71L253 70V71H252V75H249V76H251V78H255L254 76H256L257 78H261L262 81H260L259 79L255 78V79H253L254 83H253L252 80H250V81L252 82L253 86H252V84L249 83L250 85H248V83H247V85L245 84V86H244L245 88L243 87L242 89L239 87V86H242V85H240V84L242 83V81H241V83H240V82L238 83V84H239L238 87H239L240 90H241V92H240L239 90H237L238 88L235 86V84H236L237 82L235 83L234 81H236V80L239 79L240 77H244V76H241V75H243V74L246 75V77H248V78L250 79V77H249L247 74H248V70H249L250 67H251L250 65H247L248 63H245V64L243 65L244 62H242ZM257 61H258V60H257ZM52 62H53V63H52ZM51 63H52L53 65H55L56 63H57V65L61 64V65H59L61 68H60L59 66H57V67H59L60 69H59V68H58V69H55V70L53 69V70L55 71V72H54V74H55V78L52 77V76H53V70H52L51 68L54 67V66H52ZM54 63H55V64H54ZM58 63H59V64H58ZM71 63H73L74 65L72 64L73 66H71V65H70ZM237 64H236V65H237ZM22 65H23V66H22ZM32 65H33V64H32ZM80 65H78V66H80ZM236 65H233V66L239 68V66H238V65L236 66ZM34 66H33V67H34ZM64 66H65V67H64ZM81 66H82V65H81ZM242 66H244V67H242ZM33 67L31 66V69H32ZM62 67H63V68H62ZM66 67H67V68H66ZM54 68H56V67H54ZM34 69H35V68H34ZM39 69H41V70H39ZM61 69H62V71H61ZM149 69H150V67H149ZM231 69H232V71L234 72L233 74H235V75H233V74L231 73V72H232ZM45 70L43 71V73L45 72ZM57 70H59V71H61V72H58ZM229 70H230L231 72H229ZM56 71H57V72H56ZM243 71H244V73H242ZM245 71H247V72H245ZM251 71H250V73H251ZM240 72H241V73H240ZM45 73H47V72H45ZM49 73H48V74H49ZM230 73H231V74H230ZM48 74H47V75H48ZM62 74H63V73H62ZM224 74H225V75H224ZM228 74H229V75H228ZM236 74H237L238 76H240V77L238 78ZM57 75H58V76H57ZM227 75H228V76H227ZM232 75H233V79L231 78ZM224 76L227 77V78L225 79ZM229 77H230V78H229ZM221 78H222V79H221ZM234 78H235L236 80H235ZM248 78H246V80H248L247 82H249V79H248ZM224 79H225L226 82H224ZM240 79H241V78H240ZM243 79H245V77H244ZM243 79H241V80H243ZM256 79H257V80H256ZM246 80H244V82H245ZM255 80H256L257 82H260V83H259V86H260L259 89H258V86H256V87H257L256 89L254 88V85H256V84L258 85V83H257ZM258 80H259V81H258ZM238 81H239V80H238ZM231 82H234L235 84H234V83H231ZM244 82H243V83H244ZM228 83H229V84H228ZM243 83H242V84H243ZM230 84H232V86H235L234 93L237 91L235 94H233L234 96H233V95L231 96V97H235V98L232 99V98L230 97V98H231V101H230V102H229V100H230L229 98H226V99H225V102H223V103H222V101H220V100L218 101L217 99L220 98V93H221V92H220V91H221L220 88H221V89L225 88L226 91H227L228 89H230V88H229V87H230ZM218 85H222V86L219 87ZM227 85H228V87H227ZM236 85H237V84H236ZM243 85H244V84H243ZM249 86H250V87L252 86L254 90L251 91V90L249 89V88H250ZM262 86H263V85H262ZM246 87H247V89H249L250 91H249V90L247 91ZM236 88H237V89H236ZM260 88H261V89H260ZM245 89H246V90H245ZM214 90H216V93H215ZM256 90H258V91H257L258 93L256 92ZM260 90H261L263 93H262ZM106 91H107V90H106ZM222 91H223V93H224V90H222ZM238 91H239V92H238ZM243 91H244V92H243ZM246 91H247V92H246ZM259 91H260V93H259ZM245 92H246L247 94H246ZM252 92H253V93H252ZM218 93H219V94H218ZM225 93H226V92H225ZM232 93H233V92H232ZM241 93H242V94H241ZM251 93H252L254 96H253ZM255 93H257V95H256ZM239 94L241 95L240 97H239ZM217 95H219V96H217ZM235 95H238V96H237V98H239L238 101H237V98H236ZM246 95H249V101H248V98H247V97H246L245 100L243 99V98H245ZM260 95H261L262 98H260ZM258 96H259V97H258ZM213 97H214V98H213ZM218 97H219V98H218ZM222 97H224V96H222ZM241 97H242V98H241ZM240 98H241V99H240ZM257 98H258V99H257ZM221 99H222V98H221ZM227 99H229V100H227ZM235 99H236V100H235ZM261 99H263V100H261ZM226 100H227L228 102H227ZM242 100H243L244 102H243ZM254 100H255L257 103H256ZM258 100H259V101H258ZM260 100H261V101H260ZM223 101H224V100H223ZM233 101H234V103H233ZM235 101H236V103H235ZM246 101H248L249 103L246 102ZM251 101H252V102H251ZM214 102H215V103H214ZM216 102H217L218 104H216ZM219 102H221V103H219ZM250 102H251V103H250ZM254 102H255V103H254ZM263 102H262V104H263ZM237 103H244V104L236 105ZM245 103H246V104H245ZM252 103H254V104L252 105ZM249 104H250V106H249ZM231 105H233V107L235 106L234 110H235V109L237 110V108H238L239 106L241 107V109H240V110H239V109L237 110L238 113L235 112V111H234L235 113H234V112H233V113H229V115H230V116H229L227 113L229 112V109H230V108H233V107H231ZM260 105L262 106L261 108H260ZM236 106H237V107H236ZM242 106H243V107H242ZM213 107H215V109H216L217 107H219V110H218V108H217L216 111H215L216 113H215L214 110H213ZM222 107H224V108L222 109ZM240 107H239V108H240ZM244 107H247V108H245V110L248 109V107H252V108L255 107L254 109H258V110L260 109L259 112H260L261 114H260L259 112H257V113H259L260 115H262V116H261V117H262V121L260 122V125H262L261 129L259 128V127H260L259 122L256 124L255 121H254V122H248V123L245 124V125H240V126H239V123H238V121L236 120V119H238V118L236 117V115L238 116L239 113H240L241 111H245V110H244ZM220 108H221V109H220ZM208 109H209L210 112L208 111ZM227 109H228V111L226 112ZM242 109H243V110H242ZM221 110H222V111H221ZM258 110H257V111H258ZM205 111H206V112H205ZM207 111H208V112H207ZM218 111H220V112L218 113ZM232 111H233V109H231V112H232ZM203 112H205V113H203ZM223 112L226 113L227 117L229 116V117L227 118L226 115H225V118H227V120H228V121H225V124H227V122H229V120H230V122H231V119L235 117L234 120L232 119L233 122H231V124L228 125V127H227V128H228V131L225 130L227 133H228L229 130H230V131H231V132H230L231 134H230V133H229V134L232 136V135H234V134H237V132H239V131H240L241 133H244V132H246V129H248V130L251 129V134H252V135H255V134L258 135L259 132H257V131H260V135H261V136H257V135H256V136H254V137H258L259 139H260V138L262 139V140L260 139L261 142H262V144H261L262 146H259L257 149L255 148V147H256L257 145H259L261 142L259 143V140L256 139V138H253V136H252V138H253V141H254V142L251 141L252 139L250 138V137H251V136H250L249 138L247 137L248 140L246 139L248 142L244 140L245 143L247 142L246 144H245V143H244V144L242 143V144L240 145L239 143L243 142V141H241V140H243V139L240 138V137H241V133H238L236 137H238V135H240L238 138L241 139V140H240V139L237 138V141H238V140L241 141V142L238 141V145H240L239 149L236 148V149H238L237 152L239 153V154H238L239 156H236V155H237L236 153H235V156H234L233 154H231V155H227L226 152H228V150H227L225 153H224V151L227 149V146H226L227 143H226V141L228 142L229 137H228V139H227L226 141L223 140V143L221 142V143L218 144L216 147H214L216 150H219V149H220L221 152H223L224 155H225L224 158L227 159V162H226V161L224 162V158H223V163H222L223 165H224V163H228L227 165H224V166L222 165V167H221L220 165H218V166H219L218 169L221 170V171H222V169H223L224 167L228 169V170H223L224 174L221 175V173H218V172H220V171H219V170L217 169V167H216V166H217V164H216L217 162H215V164H213V163H214V161H213V160H214V157H213V158L211 157V155H213V153H212V152H213V149H211V153H212V154H211V153L207 154V156L211 157V158L209 159V157H206V155L204 156V154H203L204 152L202 153V150H204L203 148L197 149V147H196V150H193V151H192L191 148H190V147H192L191 145H190L189 147H187V146H188L190 143H192V142H194V143H192V144H196L197 146H200V143H201V145H202V143H204V140H205V139H199V138H201V136L198 137V139L195 137L196 141H194L195 139L193 138L194 140L191 139L190 142H189V140L187 141V142L189 143V144H188V143H182V142H181V139H182L183 137L181 138L180 136H183V134H184V133L182 134L183 131H185V133L188 132V131H186V130H187V128H186L187 126L185 127L186 129L183 130L185 124L188 123L187 125H188V127H189V124H191V125H196V124L200 123L199 125H201V124H204V123L206 122V124H204V126H206L207 124H208V125H209V124H212V121H214L215 118H217V117L219 118L218 114H220V113H221V114H220V118H221V117L224 118V116H222V113H223ZM202 113H203V114H202ZM208 113H209V116H208ZM217 113H218V114H217ZM257 113H256V115H257ZM193 114H194L195 116H197L198 114H201V115H198V116H200V118H202V119H199L198 116L195 117ZM210 114H211V115H210ZM215 114H216V115H215ZM259 114L257 115L258 118L255 117V118H256L255 120L260 119V118H259ZM107 115H109V113H108ZM112 115H113V114L110 113V116H112ZM205 115H206V116H205ZM223 115H224V114H223ZM256 115H255V116H256ZM105 116H106V115H105ZM201 116H202V117H201ZM204 116H205V117H204ZM216 116H217V117H216ZM211 117H212L214 120L212 119V121H211V119H210V121H209V118H211ZM162 118H163V117H162ZM197 118H198L199 122H198ZM218 118H217V120H218ZM223 118H221V122H222V121L224 122V119H225V118H224V119H223ZM155 119H156L155 116H149V117H147V118L145 119V121H147V120L149 121V120H150L149 123L152 124V122L155 121ZM112 120H113V119H112ZM202 120H203V121H202ZM225 120H226V119H225ZM113 121H114V120H113ZM178 121H179V120H178ZM204 121H205V122H204ZM235 121H237L238 125H237V123H236ZM251 121H253V119H252ZM257 121H259V120H257ZM111 122H112V121H111ZM155 122H156V121H155ZM155 122H153V123H155ZM159 122H160V121H159ZM113 123H114V122H113ZM113 123H111V124H113ZM234 124H235V125H234ZM251 124H252L253 126H252ZM147 125H148V123H147ZM182 125H184V126H182ZM255 125H256V126L259 125V126L256 127ZM202 126H203V125H202ZM248 126H249V127H248ZM179 127H183V128L179 131V129H180ZM167 128H168V129H167ZM161 129H162V130H161ZM242 129H244L243 132H242ZM167 130H168L169 132L173 133V134L171 135V133H169ZM182 130H183V131H182ZM175 131H176V132H175ZM181 131H182V132H181ZM151 132H152V131H151ZM232 132H233V134H232ZM234 132H235V133H234ZM254 132H255V133H254ZM256 132H257V133H256ZM152 133H153V132H152ZM167 133H168V134H167ZM174 133H175L177 136H175ZM177 133H178V134H177ZM180 133H181V134H180ZM246 133H247V132H246ZM253 133H254V134H253ZM165 134H166V135H165ZM169 134H170L171 136H170ZM248 134H250V131L248 132ZM173 135H174L175 137H174ZM186 135H187V134H186ZM208 135H209V134H208ZM165 136H166V137H165ZM167 136H168V137H167ZM202 136H203V135H202ZM205 136L208 137L207 135H204L203 137H205ZM160 137H156L155 140H156V141H157V140H160L161 143L163 144L165 141L159 139ZM177 137H178V138H177ZM171 138H173V139H171ZM175 138H176V139H175ZM230 138L232 139V138H235V137L232 136V137H230ZM177 139H178V140H177ZM231 139H229V143H230V140H231ZM249 139H250V140H249ZM155 140H154V141H155ZM171 140H175V141L173 142V141H171ZM192 140H193V141H192ZM234 140H235V139H232L231 141H234ZM256 140H257V141H256ZM154 141H153V143L156 142V141H155V142H154ZM191 141H192V142H191ZM249 141H250V142H249ZM149 142H150V141H149ZM166 142H165V143H166ZM177 142H179V143H177ZM195 142H197V143H195ZM161 143L159 142V144H161ZM180 143H181V144H180ZM205 143H206V140H205ZM229 143H228L227 145H230ZM231 143H232V142H231ZM176 144H175V145H176ZM185 144H187V146H186ZM249 144H250V145H249ZM252 144H253V147H251ZM255 144H256V146H254ZM244 145H245V146H244ZM218 146H219V148H218ZM225 146H226V147H225ZM248 146H250V147H249L250 151H249L248 149H246V147H248ZM99 148H100V147H99ZM101 148H102V147H101ZM193 148H194V147H193ZM193 148H192V149H193ZM217 148H218V149H217ZM221 148H222L223 150H222ZM225 148H226V149H225ZM188 149H190V150H189L190 152H188ZM194 149H195V148H194ZM209 149H210V148H209ZM242 149H244V150L241 151ZM198 150H201V152H200V151L198 152ZM246 150H247V152H246ZM262 150H261V151H262ZM259 151H260V150H259ZM261 151H260V154H261ZM186 152H185V153H186ZM194 152L196 153V155H195ZM197 152H198V154H197ZM248 152H249V153H248ZM174 153H175V154H174ZM180 154H181V155H184V156H182L183 161L180 160L179 164L176 165V164L178 163L177 161H179V159H180V157H181ZM191 154H192V155H191ZM193 154H194V155H193ZM210 154H211V155H210ZM247 154L245 155V157L247 156ZM256 154H254V156H253L250 160H253L254 158L256 159V158H257ZM258 154H259V153H258ZM258 154H257V155H258ZM172 155H177V156H174V157H178V158H174ZM202 155H203V157H202ZM232 155L234 156V158H235L236 160L233 159ZM171 156H172V157H171ZM196 156H197L198 158H199V157H200V158H199L198 160H195V159H197ZM226 156H227V158H226ZM255 156H256V157H255ZM259 156H260V155H259ZM192 157H193V158H192ZM201 157H202V158H201ZM184 158H186V160H185ZM173 159H175V160L177 159V160H176V163H175V161L172 162ZM188 159H189V160H188ZM208 159H209V160L213 159L212 161L209 162V164H211V166L208 164V162H206V164H205V161H208ZM228 159H229V160L233 159V161H235V164H236V165L233 164L234 167L231 166V165H232L231 163H234V162L232 161V162L229 163ZM255 159H254V161H255ZM168 160H169V163H168V164H170V167L167 166L168 164H166V163L168 162ZM184 160H185V161H184ZM257 160H258V158H257ZM189 161H192V162L195 161V162H196V163L194 162V164L192 163V164L194 165L192 168H190V167L192 166L191 163H190V165H189V167H188V162H189ZM198 161H199V162H198ZM236 161H238V162H236ZM200 162H201V164H200ZM247 162H248V163H247ZM256 162H257V161H256ZM164 163H165V164H164ZM174 163H175V165H173ZM181 163H183V165H184L185 163H187V164H185V165H186V168H184L185 165L183 166V165H181ZM195 164H196V165H195ZM212 164H213V165H212ZM180 165H181V166H180ZM214 165H215V168L217 169V172L214 171V169H215V168L213 167ZM228 165H230L231 168H230V166H228ZM246 165H247V166L250 165V167H247ZM253 165H254V166H253ZM166 166H167V167H166ZM209 166L211 167L212 170L209 169ZM226 166H227V167H226ZM252 166H253V167H252ZM263 166H264V164H263ZM173 167H174V168H173ZM182 167H183L184 169H183ZM228 167H229L230 169H229ZM167 168H168V169H167ZM179 168H180V169H179ZM195 168H196V170H194ZM200 168H201V169H200ZM213 168H214V169H213ZM225 168H224V169H225ZM246 168H247V169H246ZM170 169H171V170H170ZM172 169H173V170H172ZM182 169H183L184 171H182ZM190 169H192V170L190 171ZM199 169H200V172L203 173V174L199 173ZM232 169H233L234 171H232ZM263 169H264V168H263ZM178 170H179V171H178ZM186 170H187V171H186ZM206 170H209V171H206ZM210 170H211L212 172H211ZM154 171H153V173H154ZM169 171H170L171 174H173V175H171ZM175 171H176V172H175ZM188 171H190V172L188 173ZM196 171H198V172H196ZM205 171L208 172V173H205ZM213 171H214V172H213ZM245 171L247 172V174H245ZM164 172H165V174H164ZM179 172H180V173H179ZM186 172H187V174H186ZM194 172H195L196 174H194ZM210 172L213 173L214 176H212V174H211V176H210V175H209ZM231 172H230V173H231ZM260 172H261V174L264 173L262 170H261ZM155 173H154V174H155ZM161 173H162V174H161ZM184 173L187 175V179H186V175L183 176ZM204 173H205L206 175L210 176V177L207 176V177H208V180H205V179H207V178L205 177ZM216 173H217V174H216ZM179 174H180V175H179ZM181 174H182V175H181ZM200 174H201V175H200ZM234 174L231 173L232 177L235 176ZM243 174H244V175H243ZM157 175H156V176H157ZM163 175H164V176H163ZM188 175H189V176H188ZM194 175H196L195 178L197 179V181H196V179L194 178ZM203 175H204V176H203ZM217 175H218V177H219L220 184H219V181H218V180H216V181H218V182L215 181ZM152 176H153V175H151V178H152ZM215 176H216V177H215ZM221 176H222V177H221ZM228 176H229V178H228ZM248 176H249V178H250L251 174L248 175ZM164 177H165V178H164ZM189 177H190V178H189ZM192 177H193V178H192ZM202 177H203V179H204V181H205V182H204L205 185L207 184V182L209 181L210 178H211L212 180H213V178H214V183H213V184H214V186H215L214 188H216L217 190L214 191L215 189H212L213 186H212V185H209V183H211V179H210V181L208 182V184L205 186L206 188H204V185H202L203 180H202V182H201V180H199L200 178L202 179ZM245 177H246V176H245ZM245 177H244V178H245ZM175 178H176V179H175ZM238 178H239V180L236 178L238 181H236L235 179H234V180H235L237 183L240 182L239 184L243 183V182H242L243 179H242V181L240 180V179H241V176L238 177ZM246 178L248 179V177H246ZM172 179H174V180H172ZM188 179H189V182H188ZM217 179H218V178H217ZM157 180H159V178H157ZM184 180H186V181L184 182ZM194 180H195L196 182H198V180H199L200 182H198V183H201V184H198V183H197L198 186H195V188H193L192 186H190L189 188H188V187L184 188V191H180V190L182 189L181 187L185 186V184H187V182H188V183H194V182H195ZM225 180H226V179H225ZM225 180H224V181H225ZM248 180H249V179H248ZM152 181L156 183L155 180H152ZM206 181H207V182H206ZM196 182H195V183H196ZM204 183H203V184H204ZM217 183H218V184H217ZM237 183H236V185H238ZM156 184H157V185H156V188H155V189H157L159 186H160V187H159L160 189H159V188H158L157 190L153 189V191L150 193V197H151L152 199H154V198H158V197H159V194H160V191H159V190H162V188H161L162 185H158V183H156ZM165 184H166V183H164V185H165ZM211 184H212V183H211ZM216 184H217V185H216ZM222 184H223V183H222ZM177 185H178V184H177ZM182 185H183V186H182ZM208 185H209V187H208ZM218 185H219V186H218ZM217 186H218V187H217ZM238 186H239V185H238ZM177 187H178V186H177ZM196 187H197V188H198V187L201 188V189H200V192H201L200 195H199L200 192L198 193L199 189H197V192H196ZM210 187H211V188H210ZM207 188H208V189L210 188V189H209V192L207 191V190H208ZM221 188H222V186H221ZM221 188H220V190H221ZM187 189H188L189 191H188ZM205 189H206V190H205ZM211 189H212V190H211ZM182 190H183V189H182ZM156 191H158L159 193L156 192ZM187 191H188V192H187ZM206 191H207V195H208V196H211V195H212L211 197H215V196H213V194H212L211 192H214V194H215V192H216V196H217V198H215V199H216L217 202H216V201L214 202V205H215L214 207H218L217 209H221V210H220V213H221V214H220V215H217V214H216V216H217V217H216V216H215V213H214L216 210L213 211V210L211 209V210H212V212L210 211L211 213L209 212V210H207L211 215H213V213H214V215H213L212 217H211L210 214H209V216L211 217V219H212L213 217H214V218L216 217V219L213 220V222H214V221L217 222L216 224L212 223L211 219H210V220H207V221H209V222L206 221V219H208V217H207L206 219H205V217L208 216V215H206V216H204V217H203V215H201V213H202V214L205 213V209H204V212H203V206H202L201 203H199L198 201H200V200L202 201V197L206 196ZM153 192H154V193H153ZM177 192H178V193H177ZM181 192H184V193H181ZM186 192H187V193H186ZM190 192H191V194H190ZM195 192H196V193H195ZM155 193H158V195L156 194V195H157V196H156ZM174 193H175V194H174ZM180 193H181V194H188V195L184 198L185 195L183 196V195H181ZM204 193H205V194H204ZM209 193H210V195H209ZM197 194H198V195H197ZM175 195H176V198L174 197ZM179 195H180V196H179ZM189 196H192V197H193L192 199H193L194 202H196L197 204L195 205L194 202H192V199H191V201H187V202H190V203L192 202L190 207L181 205V204H182V200H181V198H183V199H184L183 201H185V200H188ZM197 196H198V197H197ZM199 196H200V197H199ZM218 196H220V197H219L220 199H218ZM166 197H167V199H166ZM171 198H173V199H171ZM178 198H179V199H178ZM190 198H191V197H190ZM190 198H189V200H190ZM200 198H201V199H200ZM221 198H222V199H221ZM164 199H165V200H164ZM197 199H198V200H197ZM199 199H200V200H199ZM217 199H218V200H217ZM161 200H162V201H161ZM168 200H169V202H168ZM176 200H177L179 203H181V204H179V205L177 204L178 207L175 206V205H176V204H175V203H176ZM180 200H181V202H180ZM222 200H223L224 202H222ZM145 201H147V200H145ZM163 201H164V202H163ZM201 201H200V202H201ZM167 202H168V203H167ZM173 203H174V204H173ZM146 204H147V202H146ZM171 204H172V205H171ZM193 204H194L195 206H197V205L199 204V207H195ZM168 205H170V206H168ZM192 205H193V206H192ZM209 205H211V204H209ZM219 205H220V207H219ZM154 206H155V205H154ZM173 206H174V208H173ZM181 206H182V207H181ZM221 206H222V207H221ZM169 207H171V208L169 209ZM179 207H181V208L178 210ZM185 207H187V208H185ZM192 207H193L194 209H193ZM214 207H212V208L214 209ZM190 208H192V209H190ZM201 208H202V210H199V209H201ZM197 209H198V210H197ZM206 209H208V207H207ZM215 209H216V208H215ZM182 210H183V212H182ZM189 210H192L193 212H192V211H189ZM195 210H196V211H195ZM184 211H185V212H184ZM191 212H192L193 214H192ZM194 212H195V213H194ZM200 212H201V213H200ZM218 212H219V210H218ZM157 213H158V212H157ZM168 213H169V212H168ZM187 213H188V214H187ZM198 213H200V214H198ZM206 213H207V212H206ZM206 213H205V214H206ZM216 213H217V211H216ZM194 214H195V215L197 214V217H196ZM205 214H204V215H205ZM193 215H194L195 217H194ZM200 215L202 216V218H201ZM210 217H209V218H210ZM196 218H197V220H195ZM200 218H201V219H200ZM203 218H204V219H203ZM214 218H213V219H214ZM167 219H168V218H167ZM219 219H221V218L219 217ZM219 219H218V221H219ZM223 220H226V219L223 218ZM223 220H222V221L220 220L221 223H223ZM236 220H237V219H236ZM200 221H202V223H203V221H204V223L206 222L207 224L210 223V221H211V223H210V225H209V224H208V225L205 224V225H206V226H205V225L203 224V226H202V224H201ZM199 222H200V223H199ZM189 223H190V221H189ZM191 223H190V225H192ZM198 224H199V225H198ZM211 224H214L215 228H214L213 226H211ZM200 225H201L202 228L199 227ZM227 225H228V226H227ZM231 225H232V226H231ZM207 226H208V227H207ZM217 226H218V228H220V227H222V228L219 229V230L215 233L214 230L216 231ZM204 227H205V228H204ZM211 227H212L213 229H211ZM147 228H148V227H147ZM147 228H146V231H147L146 234H149V233H150V230H148L149 228H148V229H147ZM197 228H198L199 230H198ZM206 228H208V229H206ZM161 230H162V229H161ZM161 230H160V231H161ZM209 230H212V232H209ZM162 231H163V230H162ZM206 231H207V232H206ZM225 231H224V234L226 235L227 233H226ZM202 233H203V235H202ZM207 233H211V234H207ZM212 233H213V234L215 233L216 235H215V234L213 235ZM219 233H220V232H219ZM219 233H218V234H219ZM193 234H194V237L192 236ZM172 235H173V236H172ZM204 235L207 236V237H205ZM228 235H226V236H228ZM183 236H185V237H183ZM197 236L199 237V239H198ZM211 236H213V237H212V238H209V237H211ZM218 236H219V235H218ZM218 236H217V237H218ZM231 236H232V235H231ZM189 238H190L191 240H190ZM194 238H197V239H196L197 241H195ZM201 238H202V240H201ZM182 239H183V240H182ZM184 239H185L186 241H185ZM188 239H189V240H188ZM175 240H177V243L175 242ZM182 241H183V242H182ZM203 241H204V240H203ZM209 241H208V242H209Z\"/></svg>",
  "mask_w": 264,
  "mask_h": 264
},
{
  "label": "water",
  "instance_id": "95a60500",
  "mask_svg": "<svg viewBox=\"0 0 264 264\" xmlns=\"http://www.w3.org/2000/svg\"><path fill=\"white\" fill-rule=\"evenodd\" d=\"M0 264H55L0 200Z\"/></svg>",
  "mask_w": 264,
  "mask_h": 264
}]
</instances>
